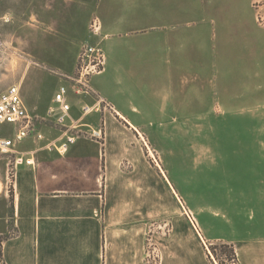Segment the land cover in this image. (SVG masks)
<instances>
[{"label":"crops","instance_id":"0c3cea01","mask_svg":"<svg viewBox=\"0 0 264 264\" xmlns=\"http://www.w3.org/2000/svg\"><path fill=\"white\" fill-rule=\"evenodd\" d=\"M41 2H38L39 20L50 19L57 24L64 19L65 33L88 35L84 23L72 25L84 9L63 13L57 7L46 9V2ZM212 3V10L217 13V56L214 59L217 61V97L213 95L216 87L207 85L204 89L213 93L211 101H208L210 93L201 98L200 91L196 100L209 108L217 98V154L231 158L234 152H264V4L258 7L255 0H212ZM3 4L6 9L0 11L2 23L4 17L12 13L14 0H5ZM29 4L30 1L26 9L22 7L21 13L30 18ZM99 9L100 5L98 13L107 33L111 34L104 42L109 63L101 76L93 77L92 85L101 96L113 102L115 109L92 105L86 100L74 101L71 96V110L66 121L60 123L56 111L59 104L54 96L65 80L59 77L60 84L43 94L39 78L45 73L34 70L25 76L22 96L32 119L36 115L43 138L30 135L18 147L20 154L32 159L34 164L24 162L18 166L15 190L8 196L13 203L14 229L9 232L7 228H0V233L9 232L2 245L8 264H146L151 254L147 250V238L158 219L159 196L175 198L173 190L177 193L156 154L146 152L145 145L149 144L140 126L159 121L148 118L147 110L142 107L159 93L155 85L158 61L205 60V45L184 37L193 28L190 23L180 25L175 21L160 26L153 23L157 15L143 12L140 18L144 22L152 20L150 25L126 27L120 22L131 13L129 8L108 7L106 13ZM160 9L162 16L172 17L190 10L173 5ZM118 29L125 31L120 37H114ZM153 32L165 34L137 37ZM41 34L39 41L44 45L54 44ZM122 38L126 42L120 41ZM124 51L132 53V59L138 61L136 67L127 69L120 65V59L125 58L120 53ZM55 53L46 54L47 59H58L53 57ZM110 57L118 63L111 65ZM166 76L174 75L171 72ZM180 76L178 86L182 92H188L189 78L201 81L203 77L184 70ZM110 77L116 79L111 86ZM129 78L137 84L149 82V92L141 84L138 104L115 102L114 95L120 97L127 93L122 83ZM169 100L166 95L162 101V116L167 115ZM86 105L92 108L85 111ZM99 129L103 139L95 135ZM32 137L35 144L31 146ZM66 137L68 141L64 140ZM21 146L24 149H20ZM159 165L168 180L160 174ZM231 168L225 174L221 170L222 189L229 186ZM248 173L255 175L251 178L260 176V183H264V164L249 165ZM222 194L224 201L234 195L227 191ZM223 200L219 203L223 204ZM237 254L241 264H264V239L238 246ZM199 257L197 263L176 259L167 264H213L206 251H200Z\"/></svg>","mask_w":264,"mask_h":264},{"label":"rangeland","instance_id":"374dc122","mask_svg":"<svg viewBox=\"0 0 264 264\" xmlns=\"http://www.w3.org/2000/svg\"><path fill=\"white\" fill-rule=\"evenodd\" d=\"M28 1H30L31 8L30 18L27 14L21 13L22 7L26 9L28 6ZM41 1V3L46 2V9L53 10L57 7L56 9L63 13L69 10L76 12L84 9L77 19L78 22L75 21L72 25L79 23L81 26L84 23L86 29L88 28V35L81 37L78 32L74 33V36L68 35L64 32V19L58 21L57 24L50 19L39 20L37 17L39 0H14L13 11L10 9L12 13L4 17L3 23L0 22V90L13 83L23 86L28 72L38 70L45 73L39 78V85L43 94H46L47 91L54 90L60 84L58 78L61 77L59 75L61 70L72 72L76 69L84 43L99 42L105 48L104 42L109 35L111 37V34L107 33L98 13L99 5V10L104 13L108 7L129 8L131 13L120 22V24H126V27L150 25L152 20L144 22V19L140 18V13L143 12L157 15L153 23L160 26L169 25L175 21L180 25L190 23L193 26L189 33L184 34V37L204 44L206 59L202 61H158L155 85L159 93L156 97H152L151 101L145 102L147 105L142 107L147 110L145 113L148 118H158L159 121L140 126L149 144V146L145 145L146 152L156 154L177 191L176 193L173 190L175 198L168 195L159 196L158 219L152 224V231L147 238V250H150L151 254L149 253L150 257H147L146 264L174 263V260L181 258L182 255H184L183 258L179 260L197 263L201 259L200 251H206L209 261L213 264H241L237 247L244 243L260 242L264 239V183H260V176L251 178L255 175L248 173L249 165L262 166L264 164V152H234L231 158L217 154V98L213 106L209 108L203 107L202 103L196 100L199 93L202 95L201 98L210 93L204 89L207 85L216 87L215 94L210 93L208 101L212 99L211 94L217 97V61H214L217 56V13L212 10L214 7L212 0ZM2 2L4 3L5 0H0V11L3 12L6 8ZM255 4L261 7L264 0H255ZM166 5L189 7L190 10L178 17L162 16L159 12L160 7ZM137 14H139L138 18L133 23ZM97 20L100 21V29L97 35H94L92 24ZM131 22L132 24H129ZM121 27L124 26L121 25ZM115 31L114 37H120L119 34L124 33L125 30ZM39 33L54 44L44 45L39 41ZM155 34L160 37L165 33L153 32L151 35L137 37L152 38ZM120 41L126 42L124 38ZM50 48L55 49L50 51ZM105 51L106 67H108L106 48ZM50 52H56L53 57L58 59H47L46 54ZM120 54L125 56L124 59H120V65L127 69L136 67L138 61L132 59V53L124 51ZM114 63L118 61L110 57V64ZM183 70L191 75L200 73L206 80L202 77L201 81H197L198 78L191 77L187 85L188 92H182L178 84L181 82L180 73ZM171 72L174 75L172 78L166 76V73ZM101 73L93 77L101 76ZM167 79H173V81L168 82ZM115 81L116 79L110 77L109 85H113ZM146 83L141 84L149 92L150 83ZM141 84L133 83L130 78L125 80L122 86L127 87V93L120 97L114 95L113 100L115 102L120 100L124 104L132 102L138 104L140 90H142ZM166 90L171 92L165 93ZM69 95L74 97V101L76 99L86 100L93 103L92 105L96 104L99 99L97 91L85 97L84 94H78L71 89ZM166 95H169L171 100L167 104L169 107L167 115L162 116L160 107ZM105 98L112 102L109 98ZM163 105L166 103L163 102ZM33 120L34 130L31 135H35L38 131L36 115ZM15 130L16 126L12 124H0V133L5 136L13 135ZM67 139L66 137L64 140L68 141ZM29 142L31 146L35 144L33 137L29 139ZM20 149L24 147L21 146ZM10 160L12 156L9 155L0 157V228H7L9 232H13L14 224L11 221L13 203L8 197L11 193L8 195L4 189ZM154 163H157L156 160ZM158 168L160 174L168 180L160 165ZM229 168H231L232 179L229 186L222 189L223 182L219 181V176L222 174L221 170H224L223 174H225ZM223 191L234 195L224 201ZM221 200L224 201L223 204L219 203ZM232 200L236 202L231 203ZM9 232L0 233V240L3 241ZM228 246L235 248L236 255H232L231 248ZM213 247L217 249L214 251ZM188 255L190 257L186 258Z\"/></svg>","mask_w":264,"mask_h":264},{"label":"built area","instance_id":"2783aa9c","mask_svg":"<svg viewBox=\"0 0 264 264\" xmlns=\"http://www.w3.org/2000/svg\"><path fill=\"white\" fill-rule=\"evenodd\" d=\"M99 29L100 21L97 20V22L92 24V33L97 35ZM78 60V66L74 71L67 72L61 70L59 72V75L65 80V82L60 84L54 96V100L59 104L56 107V111L58 112L57 118L60 123L66 121L71 110L69 99L71 89L78 94L89 96L93 92H96L92 85V77L106 69L107 58L105 48L99 42H86L81 48ZM96 104L99 107L103 105V107L115 109L114 105L100 94ZM91 108L92 106L89 105L84 106L85 111H89ZM5 123L16 126V130L11 136H5L0 133V157L3 155L13 156L10 164L8 163L5 181V191L10 194L15 190V177L18 166L24 162L34 164L32 159L24 158L18 149L19 145L34 130L33 119L22 96L21 85L18 83L10 84L0 90V124ZM73 126L75 127L76 125ZM67 127L69 128L70 126ZM95 135L103 139V132L100 129L95 131ZM35 136L38 139L43 138V134L39 131L35 133ZM2 245L3 241L0 240V264H8L3 256Z\"/></svg>","mask_w":264,"mask_h":264},{"label":"trees","instance_id":"16d2710c","mask_svg":"<svg viewBox=\"0 0 264 264\" xmlns=\"http://www.w3.org/2000/svg\"><path fill=\"white\" fill-rule=\"evenodd\" d=\"M228 247H230V246H228ZM231 248V253H232V255H236V251H235V248L234 247H230ZM217 249V247H213V250L215 251ZM235 257V256H234Z\"/></svg>","mask_w":264,"mask_h":264}]
</instances>
